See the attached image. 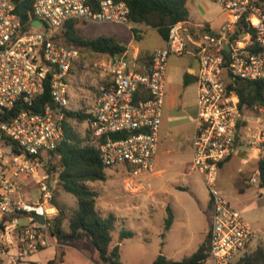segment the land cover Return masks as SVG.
Listing matches in <instances>:
<instances>
[{"label": "built area", "instance_id": "2783aa9c", "mask_svg": "<svg viewBox=\"0 0 264 264\" xmlns=\"http://www.w3.org/2000/svg\"><path fill=\"white\" fill-rule=\"evenodd\" d=\"M205 1L222 9L224 29L177 22L166 46L154 50L146 64L137 54L92 53L57 39L71 20L131 26L124 2L99 0L95 10L87 0H33L22 21L17 0H0V264H22L55 238L51 226L58 215L53 205L57 181L46 171L49 152L65 139L66 112L72 110L67 80L82 58L93 55L98 77L88 102L83 100L88 143L98 149L106 168L123 166L134 181L157 167L168 59L189 49L199 64L190 170L210 191V250L202 264H236L247 253L257 232L217 188V179L220 165L242 147V130L252 131L251 120L252 138L264 142V107L255 105L243 114L239 94L230 86L237 79L264 80V1ZM34 21L42 25L34 26ZM47 81L53 104L40 113L28 110ZM17 105L23 109L10 116ZM118 133L124 136L110 138ZM251 183L260 185V177Z\"/></svg>", "mask_w": 264, "mask_h": 264}, {"label": "rangeland", "instance_id": "374dc122", "mask_svg": "<svg viewBox=\"0 0 264 264\" xmlns=\"http://www.w3.org/2000/svg\"><path fill=\"white\" fill-rule=\"evenodd\" d=\"M188 7L191 21L212 23L218 32L224 29L225 17L222 16L220 7L205 0H188ZM77 29L85 38L114 36L122 43H127L132 36L128 26L114 23L80 20ZM135 35L134 42L138 39ZM139 43L142 47L150 49L163 44L164 41L156 30L149 29ZM93 59L91 54L82 58L81 64L68 77L69 107L75 112H83L87 108L85 103L88 102L91 89L97 82L98 77L92 70ZM179 60L182 64L187 63V57H181ZM170 80L168 71L167 81ZM185 89L187 116L178 114L177 121L172 123L176 128L172 130L174 141L169 142L171 153L161 155L159 162L157 158L154 173L145 174L133 181L127 168L115 166L106 168V181L87 183L103 202L112 206L111 215L116 217L117 221L112 231L111 246L120 247L121 261L124 264H152L160 254L173 261H181L193 255L208 235L211 215L210 191L200 175L190 170L195 134V124L192 121L197 113L195 78ZM170 117L172 121L174 116ZM67 124L69 132L75 138L86 143L90 141L86 121L69 119ZM249 127L252 131L242 130V147L237 149L230 161L220 169L217 179V188L233 205L242 210L244 219L257 232V237L246 254L252 253L258 247L264 248V194L260 193L259 184L251 183L253 178L259 179L256 168L258 159L264 155V142H257L252 138L256 133L252 120ZM251 140L254 143L249 144ZM49 162L55 161L48 159V164ZM54 189L56 202L58 201L69 216L77 208L76 197L61 189L58 183L54 184ZM32 194L36 196L35 191ZM153 200H161L163 206H158L157 202L155 206ZM167 206L171 207L174 214V222L169 229L165 227ZM65 226L67 229V222ZM123 232H130L132 236L121 238ZM82 240L87 244L85 248L95 254L94 260L98 261V253L90 240L86 237Z\"/></svg>", "mask_w": 264, "mask_h": 264}, {"label": "trees", "instance_id": "16d2710c", "mask_svg": "<svg viewBox=\"0 0 264 264\" xmlns=\"http://www.w3.org/2000/svg\"><path fill=\"white\" fill-rule=\"evenodd\" d=\"M23 0H17L18 7ZM124 2L129 8V23L136 26H146L158 32L163 40H167L169 29L172 25L180 21L190 20L188 0H113ZM264 1V0H262ZM93 9L97 10L99 0H87ZM33 0L28 6L31 9ZM80 20L66 22L59 31L57 39L67 46L78 47L83 51L92 53L108 54L116 56L123 54L127 46L113 36H100L97 38H85L78 29ZM138 27L133 29L135 36L139 39ZM151 56L146 55L140 58V62L149 64ZM184 86L187 87L193 75L186 74ZM235 88L240 97V108L243 114L251 113L253 106L264 107V80L248 81L237 79L230 83ZM47 104H53L50 84L45 83L44 93L37 97L34 104L28 110L40 113ZM23 108L17 105L10 116H15ZM67 119H77L86 121L88 115L83 112L69 110L66 112ZM66 135L63 142L49 152L48 175L57 176L58 186L64 191L74 195L77 199V208L68 216L65 210L53 200V205L58 209V215L53 219L51 233L58 242V253L55 259L47 264H63L64 251L62 245L67 241H74L86 237L90 240L98 253L100 264H124L121 261L120 247L117 245L110 248L112 243V231L116 220L113 215L103 217L96 209L98 193L90 189L87 185L91 181H106V167L99 158V151L96 147L75 138L65 123ZM226 160L225 163L230 161ZM225 163H222V167ZM257 168L260 177V187L264 188V155L258 159ZM167 219L165 227L169 229L174 222V214L170 206L166 207ZM69 220V230L65 231L63 224ZM130 232H123L121 238H129ZM210 250L209 233L198 250L191 256L181 261H173L163 254L157 256L152 264H202L207 258ZM37 264V263H32ZM236 264H264V248L258 247L255 251L245 254Z\"/></svg>", "mask_w": 264, "mask_h": 264}, {"label": "crops", "instance_id": "0c3cea01", "mask_svg": "<svg viewBox=\"0 0 264 264\" xmlns=\"http://www.w3.org/2000/svg\"><path fill=\"white\" fill-rule=\"evenodd\" d=\"M136 27L141 29L139 32L140 38L134 42L135 39H134L133 29ZM128 28L131 30L132 36L130 37L129 41H127V43H124L127 46L126 52L129 53V55L137 54L139 57V61L141 57H145L146 55L151 56L154 50L159 49V48H164L166 46V41L163 40L164 41L163 44L158 45L154 48L146 49L142 47L139 42L144 38V36H146V32L151 28H148L146 26H136L132 24L131 26L129 25ZM116 39L119 40L118 38ZM181 57H187L186 64L185 63L182 64L180 62L179 59ZM198 66L199 64L195 56V53L193 50H190V49L182 56L173 55V56H170L168 59V69H167V76H166V96H165V101L163 105L162 124H161L160 135H159L160 142H159L158 162H159V158L161 155L163 156L165 154L171 153L169 142L174 141L172 138L173 136L172 130L176 127L172 123L173 122L175 123V121H177V115L182 113L187 116V110H186L187 102L185 101L186 89L184 86V81L185 79L190 80V78H186V74L194 76L195 72L198 69ZM168 71L170 73V78H171L170 82L167 81ZM171 115L174 116L173 117L174 121L173 120L170 121ZM196 117H197V113L196 115H194V118L192 121L195 124V130H196ZM255 150L259 151V149H255ZM255 158L257 159L258 156L256 155ZM246 162L247 160L244 161V163ZM223 166L221 167V169L223 168ZM257 172H258V168H256V173ZM51 178L52 180H56V181L58 179L56 178V176L51 177ZM259 190L261 194H264V188H261L260 185H259ZM133 193H137V192H133ZM261 197L262 195L260 196V198ZM113 201H115V199ZM156 202L157 201L155 200L152 201V203L155 206H156ZM161 202L162 201L159 200L157 202V205L163 206V203ZM96 209L103 217H107L112 214L111 213L112 206L108 203L103 202L99 196L96 202ZM56 211L58 214L57 208H56ZM115 220L117 221L116 217H115ZM66 222L68 223L67 229L65 226ZM63 228L65 231L69 230V220L67 219L65 220L63 224ZM83 238L70 241V242L67 241L62 245L63 251H64L63 264H100L99 258H98V261L94 260L95 254L93 253V251H89V249L85 248L87 244H85V242L82 240ZM58 246L59 245H58L56 238H53L51 241V246L49 248H46L38 253L33 254L26 262L22 264H32V263L47 264L49 261L56 258L57 253H58ZM110 248H113V246L110 245ZM69 251H72V252H69ZM73 252L77 253L78 256Z\"/></svg>", "mask_w": 264, "mask_h": 264}, {"label": "water", "instance_id": "95a60500", "mask_svg": "<svg viewBox=\"0 0 264 264\" xmlns=\"http://www.w3.org/2000/svg\"><path fill=\"white\" fill-rule=\"evenodd\" d=\"M32 0H23L20 5H19V13H20V17L22 21H26L27 20V15L26 12L28 10V6L30 5ZM34 26L40 27L42 25V23L40 21H34L33 22ZM226 50H228V48L226 47ZM124 136V133H118V134H111L110 138L111 139H121ZM34 218L36 220H38L39 222L43 223L44 222V217L40 214H34Z\"/></svg>", "mask_w": 264, "mask_h": 264}]
</instances>
